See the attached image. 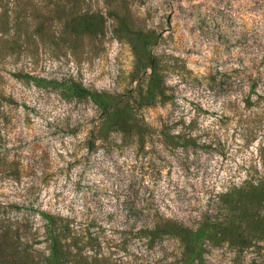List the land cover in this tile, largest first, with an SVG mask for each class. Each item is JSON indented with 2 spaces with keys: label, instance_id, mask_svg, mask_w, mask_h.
<instances>
[{
  "label": "rangeland",
  "instance_id": "obj_1",
  "mask_svg": "<svg viewBox=\"0 0 264 264\" xmlns=\"http://www.w3.org/2000/svg\"><path fill=\"white\" fill-rule=\"evenodd\" d=\"M114 1L128 24L107 12ZM75 2L0 0V255L10 221L45 255L46 211L88 236L106 264H173L181 230L153 244L139 224L171 218L195 228L235 199L223 193L264 186V94L250 93L264 68V0ZM97 11L94 33H73V16ZM70 81L122 94L133 117L95 139L99 109L71 96ZM142 123L152 136L140 135ZM163 129L193 140L172 147ZM236 232L247 242L212 234L195 263L264 264V237L244 225Z\"/></svg>",
  "mask_w": 264,
  "mask_h": 264
},
{
  "label": "trees",
  "instance_id": "obj_2",
  "mask_svg": "<svg viewBox=\"0 0 264 264\" xmlns=\"http://www.w3.org/2000/svg\"><path fill=\"white\" fill-rule=\"evenodd\" d=\"M77 3L78 0H76L75 4ZM123 8L124 6L114 1L108 4L107 12L110 15H115L118 19L117 21L125 23V17L119 20V15ZM101 15L99 11L97 13L85 12L76 16L72 15L73 17L71 19L75 23L73 33L77 35L81 34L80 31L87 32L88 34L94 33L95 17L99 16L101 18ZM254 22L255 24L260 23L259 20H255ZM126 23L128 24V22ZM257 36L259 35L257 34ZM260 40H264V35L261 36ZM259 49L256 55L258 58L260 57V62H263L264 41ZM146 59L149 63L148 65L154 70L157 63L156 59L149 54ZM253 74L251 76L250 93L259 92V88L261 89L259 93L264 94V68H258ZM153 82H155V79H151L149 83L150 88L153 86ZM63 85L71 96L77 99L90 98L98 107L99 121L90 133L95 139H106L108 137L106 133L110 131L109 127L116 123L120 125L128 121L133 117V114L127 115V113H133V110H136L133 105L125 108L122 107L123 100H126L122 94L90 90L75 81L65 82ZM127 97L132 98L131 95H127ZM149 98L150 95L147 96L141 89L139 92L140 101L144 102ZM132 100L135 103L138 101L136 97H133V99H128V103L130 104ZM143 126L144 129L142 128L140 130V135L142 137L152 136V129L147 124ZM159 133L164 137V142L172 147H187L193 140L192 138H185L181 135H171L164 129ZM247 184V189L245 185L240 186L239 189H233L223 193L222 198L235 194V199L231 200L228 203L229 205L221 204L220 214L215 218H212L210 215L203 216L197 222L195 228H189L175 219L157 218L154 220H144L139 224L137 233L140 237L149 239L150 243L159 244L165 241L164 238L174 234V232H170L172 228L180 229L181 231H179L181 233L179 235L182 251L180 258L173 262V264H197L195 261L196 257L201 256L203 240L212 237V234H216L221 238L222 235H226L229 232V235H231L229 237L239 239L237 243H246L247 239L244 236V232L232 233V229L237 225H244L246 231L259 233L262 235L259 237H264V186L263 183ZM247 196H250L252 199L246 201L245 198ZM252 200L257 203L256 210L250 208L253 207ZM7 206L13 207L14 205ZM139 211L142 212V209L139 208ZM40 214L43 218L44 238L46 241L45 248L47 253L41 255L39 251L32 249V245L28 240V232L24 234L25 236H22L19 232L20 227L14 224L15 222L10 221L11 230L6 231L8 235L5 234V240L8 241L5 247L7 250L1 249L3 252L0 255V264H106L109 261V256L106 252H101V248L94 252L87 249V244L92 241L88 240L89 237L81 233L77 227L72 226L68 220L46 211H41ZM7 219L2 217L0 218V222L8 221Z\"/></svg>",
  "mask_w": 264,
  "mask_h": 264
}]
</instances>
